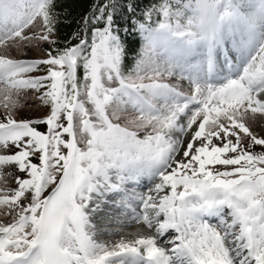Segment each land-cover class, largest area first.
I'll return each mask as SVG.
<instances>
[{
    "label": "snow or ice",
    "instance_id": "obj_1",
    "mask_svg": "<svg viewBox=\"0 0 264 264\" xmlns=\"http://www.w3.org/2000/svg\"><path fill=\"white\" fill-rule=\"evenodd\" d=\"M0 264H264V0H0Z\"/></svg>",
    "mask_w": 264,
    "mask_h": 264
},
{
    "label": "trees",
    "instance_id": "obj_2",
    "mask_svg": "<svg viewBox=\"0 0 264 264\" xmlns=\"http://www.w3.org/2000/svg\"><path fill=\"white\" fill-rule=\"evenodd\" d=\"M86 0H68V3L76 10H80V6L85 3Z\"/></svg>",
    "mask_w": 264,
    "mask_h": 264
},
{
    "label": "bare ground",
    "instance_id": "obj_3",
    "mask_svg": "<svg viewBox=\"0 0 264 264\" xmlns=\"http://www.w3.org/2000/svg\"><path fill=\"white\" fill-rule=\"evenodd\" d=\"M130 231L134 230V229H129Z\"/></svg>",
    "mask_w": 264,
    "mask_h": 264
}]
</instances>
